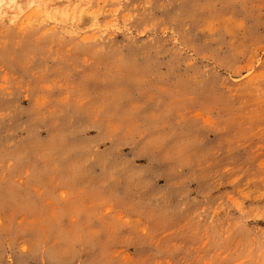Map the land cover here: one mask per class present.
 <instances>
[{"label": "rangeland", "instance_id": "rangeland-1", "mask_svg": "<svg viewBox=\"0 0 264 264\" xmlns=\"http://www.w3.org/2000/svg\"><path fill=\"white\" fill-rule=\"evenodd\" d=\"M18 2L0 264H264V0Z\"/></svg>", "mask_w": 264, "mask_h": 264}, {"label": "bare ground", "instance_id": "bare-ground-1", "mask_svg": "<svg viewBox=\"0 0 264 264\" xmlns=\"http://www.w3.org/2000/svg\"><path fill=\"white\" fill-rule=\"evenodd\" d=\"M6 0H0V11H1V8H3L4 6V3H5ZM11 1V4L12 6L15 8V7H19V9H22L18 0H10ZM62 2V1H61ZM60 3V2H59ZM30 5L34 6V5H40V7H42L47 14H50L51 13V9H54V8H51V4H48L47 3V0H30ZM55 6V4H54ZM57 7V6H55Z\"/></svg>", "mask_w": 264, "mask_h": 264}]
</instances>
